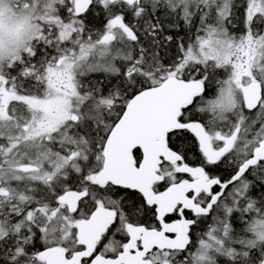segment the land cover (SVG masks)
Instances as JSON below:
<instances>
[{
  "label": "snow or ice",
  "instance_id": "snow-or-ice-1",
  "mask_svg": "<svg viewBox=\"0 0 264 264\" xmlns=\"http://www.w3.org/2000/svg\"><path fill=\"white\" fill-rule=\"evenodd\" d=\"M0 264H264V0H0Z\"/></svg>",
  "mask_w": 264,
  "mask_h": 264
}]
</instances>
